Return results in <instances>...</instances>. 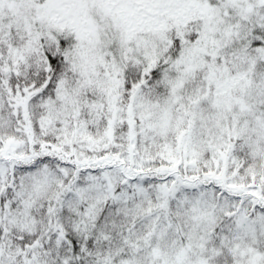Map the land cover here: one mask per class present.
Returning a JSON list of instances; mask_svg holds the SVG:
<instances>
[{"label":"snow or ice","instance_id":"6c2138e0","mask_svg":"<svg viewBox=\"0 0 264 264\" xmlns=\"http://www.w3.org/2000/svg\"><path fill=\"white\" fill-rule=\"evenodd\" d=\"M0 264H264V0H0Z\"/></svg>","mask_w":264,"mask_h":264}]
</instances>
